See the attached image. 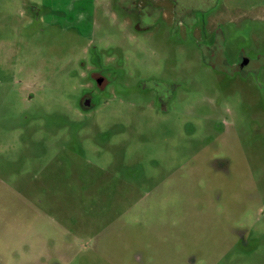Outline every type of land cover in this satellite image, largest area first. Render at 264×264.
I'll list each match as a JSON object with an SVG mask.
<instances>
[{"label": "rangeland", "instance_id": "obj_1", "mask_svg": "<svg viewBox=\"0 0 264 264\" xmlns=\"http://www.w3.org/2000/svg\"><path fill=\"white\" fill-rule=\"evenodd\" d=\"M0 264H264V0H0Z\"/></svg>", "mask_w": 264, "mask_h": 264}, {"label": "flooded vegetation", "instance_id": "obj_2", "mask_svg": "<svg viewBox=\"0 0 264 264\" xmlns=\"http://www.w3.org/2000/svg\"><path fill=\"white\" fill-rule=\"evenodd\" d=\"M203 21H204L205 23L208 22L206 18H203ZM204 22H203V23H204ZM247 67H251V65L248 64ZM90 78H91V80L89 81V83H90V82H91V83H97L98 86H99V85H101V86L104 85V84L102 83V82H104V79H103V78H102L97 72H92V73H90ZM91 83H90V84H91ZM101 86H99V87H101ZM89 94H90V93H89ZM91 97H92L91 94H90V95H87V97H86V95H85V96L82 97L81 100H80V108H81L83 114H88V113H90L91 110H93V105H92V104L90 103V101H89V98H91Z\"/></svg>", "mask_w": 264, "mask_h": 264}]
</instances>
